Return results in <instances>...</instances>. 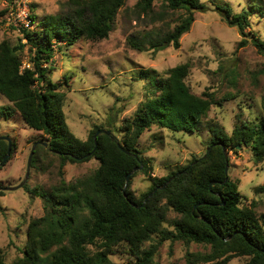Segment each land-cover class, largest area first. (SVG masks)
<instances>
[{
    "label": "trees",
    "instance_id": "trees-1",
    "mask_svg": "<svg viewBox=\"0 0 264 264\" xmlns=\"http://www.w3.org/2000/svg\"><path fill=\"white\" fill-rule=\"evenodd\" d=\"M73 1L78 7L71 14L50 15L42 21L31 15L34 28H21L25 43L12 45L7 40L0 43V93L14 105L30 129L47 136V146L39 145L35 157L39 149L45 148L58 156L62 164L97 158L100 166L92 175L75 182L62 180L60 185L47 190L34 188L32 191L44 200L45 213L30 221L21 256L8 263L0 248V264H114L111 254L119 246L127 248L134 264H158L155 254L166 240L211 246L209 253H188V264H227L237 256L248 257L244 264H264V213H257L254 202L242 205L239 183L226 171L229 152L231 149L237 152L238 146L249 147L256 160L264 159V119L237 124L231 134L220 125L209 124L210 151L167 176L153 177L149 191L136 198L127 175L141 162L144 172L147 171L139 148L142 134L154 125L173 132L193 133L200 129L211 106H220L222 101L213 93L197 95L191 91L186 82L188 62L168 69L167 77L146 70L143 78L151 85V94L130 119L121 127L116 126L117 131L123 132L121 137L113 130L111 135L104 132L97 135L99 127L86 140L77 137L65 118V95L57 91L59 83H52L46 64L52 61L57 43L71 46L82 38H108L117 12L126 0ZM154 1L140 0L137 6L149 13ZM158 1L186 14L172 31L149 39L150 46L158 51L170 45L179 48L181 37L195 20V12L206 11L210 4H215V0ZM258 1L239 13L228 5H216V9L228 24L238 26L246 36ZM253 41L264 53V40ZM131 43L142 48L138 41ZM246 43L244 39L240 45ZM26 46L32 52L28 67L23 66L21 57ZM59 48L63 49L62 45ZM262 103L264 108V96ZM12 110L1 106L0 115L9 117ZM7 150L8 142L0 140L1 162ZM156 188L144 206L131 205L130 201L141 205ZM168 210L178 214L171 221L173 230L164 227ZM153 235H159L160 239L146 248L144 244Z\"/></svg>",
    "mask_w": 264,
    "mask_h": 264
},
{
    "label": "rangeland",
    "instance_id": "rangeland-1",
    "mask_svg": "<svg viewBox=\"0 0 264 264\" xmlns=\"http://www.w3.org/2000/svg\"><path fill=\"white\" fill-rule=\"evenodd\" d=\"M139 1L126 0L119 8L108 38H82L71 46L57 43L52 61L46 64L52 83H59L57 91L65 95L63 111L68 126L82 140L97 127L122 136L123 132L117 131L116 126L121 127L130 119L151 94V85L143 78L146 70L167 77L168 69L188 62L190 71L186 82L191 91L197 95L213 93L222 101L220 106H211L202 118L200 129L193 133L173 132L154 125L142 134L139 148L148 168L146 172L143 168L136 170L129 179V188L136 198L149 191L153 177L167 176L209 151L212 137L209 124L220 125L231 134L237 124L264 119V53L253 41L255 38L264 40V0H215L208 10L195 12V20L181 37L179 48L170 45L159 51L150 46L149 39L172 31L186 15L185 11L172 10L156 0L153 11L146 13L137 6ZM253 1H258L259 6L250 16L246 36L240 33L238 26L228 24L216 9V5H228L234 13H239ZM18 2L21 5L14 6L11 0H0V43L5 40L12 45L26 42L20 22L26 15L24 8L30 16L35 15L42 21L50 15L71 14L78 7L73 0ZM244 39L247 43L240 45ZM134 40L142 48L134 46L131 43ZM21 57L23 66H30L32 52L29 46L24 48ZM1 106L13 110L9 117L0 115V135L12 140L11 154L0 167V186H17L25 180L33 147L37 149L47 136L42 131L30 129L19 111L0 93ZM36 156H32L35 162L31 161L29 175L22 187L1 190L0 248L8 263L22 255L30 221L45 213L43 198L32 190H47L60 185L62 180L75 182L92 175L100 166L97 158L62 164L58 156L45 148L39 149ZM229 159V175L239 183L242 205L249 206L254 202L257 213H264V159L256 160L253 151L246 146H240L237 152L231 149ZM177 216L175 211L168 210L164 227L173 230L171 221ZM159 239V235H153L144 246L148 248ZM210 251V245L166 240L159 245L155 262L188 264V253ZM111 259L114 264L135 262L125 246L116 247ZM247 259L237 256L227 264H244Z\"/></svg>",
    "mask_w": 264,
    "mask_h": 264
},
{
    "label": "water",
    "instance_id": "water-1",
    "mask_svg": "<svg viewBox=\"0 0 264 264\" xmlns=\"http://www.w3.org/2000/svg\"><path fill=\"white\" fill-rule=\"evenodd\" d=\"M102 132H104V133H106V134H108V135H111V131H110V130H105V129H99V130L97 131V135L100 134V133H102ZM97 135L95 136V139H96ZM0 140H6V141L8 142V150H7V153H6V155L4 156L2 162L0 163V167H2V166H4V165L6 164L8 158H9V156H10V154H11V151H12V140H11L10 137L5 136V135H0ZM95 142H96V141H95ZM37 143H38V142H37ZM41 143H42L43 145L47 146V142H41ZM96 143H97V142H96ZM238 148H240V146H238ZM210 149H211V147H210ZM210 149H209V151H210ZM224 150H225V155H226V157H227V156H228V153H227L226 149H224ZM34 151H35V147H33L32 152H31V155H30L29 160H28L27 173H26L25 180H24L22 183H20L19 185H17V186H8V187L0 186V191H1V190H16V189L22 187V186L25 184L26 179H27V177H28V175H29V171H30V167H31V161H32V156H33V154H34ZM142 168H143V163L141 162L140 165H139V167H137L136 169H134V171H132L130 174L127 175V182L129 181L130 176H131L136 170H140V169H142ZM228 170H229V162H227V165H226V171H228ZM163 187H166V185H164ZM158 188H159V187H158ZM158 188H156L152 193H150V194L145 198L144 202H143L141 205H137L136 203L130 201L131 205L134 206V207H136V208H140V207L144 206L145 203L147 202V200H148V199L154 194V192H156V191L158 190Z\"/></svg>",
    "mask_w": 264,
    "mask_h": 264
},
{
    "label": "built area",
    "instance_id": "built-area-1",
    "mask_svg": "<svg viewBox=\"0 0 264 264\" xmlns=\"http://www.w3.org/2000/svg\"><path fill=\"white\" fill-rule=\"evenodd\" d=\"M19 1V0H18ZM17 0H14V2H15V5L14 6H18V5H21V3H19ZM24 7V6H23ZM22 7V8H23ZM24 13H26V15L25 16H23V18H24V20L22 19V21H20L21 22V24H22V27H24V28H30V29H33L34 27H33V24H34V26H35V23L34 22H32V17L30 16V14H29V11L26 9V8H24ZM16 11V10H15ZM19 16H21L22 17V15H19ZM19 16H18V18H19Z\"/></svg>",
    "mask_w": 264,
    "mask_h": 264
}]
</instances>
